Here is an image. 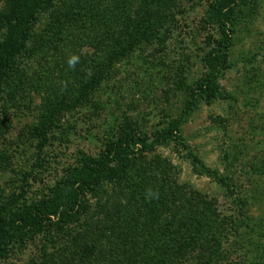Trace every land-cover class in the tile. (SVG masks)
<instances>
[{
	"label": "rangeland",
	"instance_id": "1",
	"mask_svg": "<svg viewBox=\"0 0 264 264\" xmlns=\"http://www.w3.org/2000/svg\"><path fill=\"white\" fill-rule=\"evenodd\" d=\"M215 1L178 0L175 20L163 33L165 44L141 46L132 58L114 63L94 91L95 104L56 115L46 138L38 128L58 104L55 85L60 76L68 82L82 73L61 71L51 58L46 63L41 51H30V40L0 88V209L14 197L19 204L40 199L83 153L99 155L129 117L150 140L182 117L181 137L157 145L154 153L173 164L180 183L214 200L232 258L264 264V0L237 1L220 91L185 113L220 38L211 15ZM9 7L0 0L1 41ZM41 27L35 26L33 36ZM51 246L40 232L25 244L13 242L0 264H34L42 248Z\"/></svg>",
	"mask_w": 264,
	"mask_h": 264
},
{
	"label": "trees",
	"instance_id": "2",
	"mask_svg": "<svg viewBox=\"0 0 264 264\" xmlns=\"http://www.w3.org/2000/svg\"><path fill=\"white\" fill-rule=\"evenodd\" d=\"M7 1L0 88L30 40V51H41L46 63L51 58L61 71L82 73L68 82L60 76L62 81L55 85L58 104L38 128L42 138L56 115L95 104L94 91L108 79L114 63L132 58L141 46L164 45L163 33L179 8L178 0ZM237 1L216 0L211 6L220 38L207 55V73L185 113L202 99H215L220 91ZM38 23L41 30L33 36ZM132 121L129 117L99 155L83 153L80 163L69 166L40 199L19 204L14 197L2 205L0 261L13 242L25 244L41 232L52 246L42 248L41 260L34 264L239 263L224 246L214 200L180 183L173 164L154 153L157 145L181 137L182 117L152 140Z\"/></svg>",
	"mask_w": 264,
	"mask_h": 264
}]
</instances>
